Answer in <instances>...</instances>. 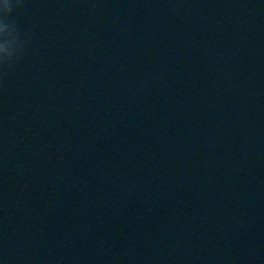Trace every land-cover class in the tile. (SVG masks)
Segmentation results:
<instances>
[{"label":"water","instance_id":"1","mask_svg":"<svg viewBox=\"0 0 264 264\" xmlns=\"http://www.w3.org/2000/svg\"><path fill=\"white\" fill-rule=\"evenodd\" d=\"M10 3L0 264H264V0Z\"/></svg>","mask_w":264,"mask_h":264},{"label":"clouds","instance_id":"2","mask_svg":"<svg viewBox=\"0 0 264 264\" xmlns=\"http://www.w3.org/2000/svg\"><path fill=\"white\" fill-rule=\"evenodd\" d=\"M0 11H2L4 14H7L12 11V5L10 3V0H4L3 5L0 6Z\"/></svg>","mask_w":264,"mask_h":264}]
</instances>
